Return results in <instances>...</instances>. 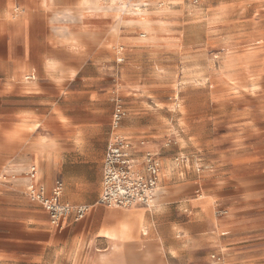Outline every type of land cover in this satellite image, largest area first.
<instances>
[{
	"label": "rangeland",
	"instance_id": "1",
	"mask_svg": "<svg viewBox=\"0 0 264 264\" xmlns=\"http://www.w3.org/2000/svg\"><path fill=\"white\" fill-rule=\"evenodd\" d=\"M64 13L72 16L35 17L32 65L0 85V151L17 146L4 166L19 181L36 169L27 146L47 136L49 108L79 117L91 104L81 89L106 95L96 104L112 113L120 107V134L161 160L153 205L114 208L140 211L144 230L125 238L120 226L112 240L82 242L65 264H243L264 254V0H82ZM59 26L67 50L44 42ZM73 52L93 64L82 81L58 87V69L46 63L74 68ZM77 171L93 184V163ZM115 223L110 216L100 227ZM18 264L44 262L22 255Z\"/></svg>",
	"mask_w": 264,
	"mask_h": 264
},
{
	"label": "crops",
	"instance_id": "2",
	"mask_svg": "<svg viewBox=\"0 0 264 264\" xmlns=\"http://www.w3.org/2000/svg\"><path fill=\"white\" fill-rule=\"evenodd\" d=\"M81 2L82 0H0V85L14 79L11 76L14 68L20 66L26 70L32 65L28 51L33 41L35 17L41 16L48 21L47 18L56 12L64 17H71L64 11L75 9ZM73 31L80 32L81 29ZM64 33L65 27H48L44 42L50 48L67 50L65 38L61 37ZM72 45L81 47L78 42ZM72 54L74 68L68 67L65 61L58 62L67 67H60L55 60L46 63L49 71L58 69V79H61L55 82L58 87H61V83L75 79L82 81L83 77L79 75L84 66L93 64L90 55L83 57L81 52ZM6 90L11 92V89ZM80 96L89 99L91 104L81 107V114L74 119L60 109L55 111L49 108L47 116L42 120V128L47 131V136L32 144L30 142L27 146V151L32 152L33 160L35 157L37 159V168H34L32 175L26 172L24 180H15V170L8 165L4 166L8 160L15 158L16 144L0 151V264H18L19 256L22 255L39 263L65 264L66 261L80 257L82 251L79 246L82 242H93V238L112 240L114 230L120 226L130 230V218H120L123 212L114 209L118 207H106L96 202L100 192L102 157L106 143L113 133L112 110L96 103L97 99L100 101L107 96L93 95L92 90L83 89L80 90ZM60 115L65 119H61ZM123 133L132 137L131 133ZM133 144L137 151H142L141 143ZM142 144L145 145L144 142ZM92 163L93 184H88L85 174H79L77 169H84ZM54 180L62 183L64 201L90 205L85 217L77 221L68 217L61 225L55 226L48 223V214L44 209L34 211V208L27 205L22 188L29 190L31 183L41 182L50 186ZM261 198L263 196L258 199ZM110 216L118 217L119 223L101 229L100 221L109 219ZM138 224H142L141 218L138 219ZM125 231L126 228H123L122 233ZM127 234L124 235L125 238L129 236ZM243 264H264V254L257 251Z\"/></svg>",
	"mask_w": 264,
	"mask_h": 264
},
{
	"label": "built area",
	"instance_id": "3",
	"mask_svg": "<svg viewBox=\"0 0 264 264\" xmlns=\"http://www.w3.org/2000/svg\"><path fill=\"white\" fill-rule=\"evenodd\" d=\"M27 79L33 80L31 73ZM123 112L116 107L112 113L113 133L109 137L101 163L100 192L97 203L106 207L129 208L133 205L148 206L155 188L158 185L160 165L155 154L149 151H137L130 139L114 136V130ZM184 162L183 157L176 158L177 165ZM34 167H30L28 175H32ZM27 196L37 203L48 214L49 222L58 225L62 219L71 217L77 221L87 215L90 205L84 202L69 203L64 201L63 187L55 180L50 187L42 182L31 183Z\"/></svg>",
	"mask_w": 264,
	"mask_h": 264
},
{
	"label": "bare ground",
	"instance_id": "4",
	"mask_svg": "<svg viewBox=\"0 0 264 264\" xmlns=\"http://www.w3.org/2000/svg\"><path fill=\"white\" fill-rule=\"evenodd\" d=\"M114 136H119V137H125V138H128V139H130L128 136H126V135H122V134H120V132H119V129H116V130H114ZM141 144L143 143L142 141L140 142ZM158 163H159V165H160V169H159V175H158V180H159V177H160V171H161V160H158ZM37 177V176H36ZM158 184H159V182H158ZM29 188H30V186H29ZM28 188V189H29ZM158 188V185H157V187L155 188V190H154V193H153V196H152V198H151V200H150V202H149V204H148V206H151V205H153V198H154V195H155V191H156V189ZM143 206H145V205H143ZM147 206V207H148ZM132 207H136V206H132ZM146 207V206H145ZM130 208V207H129ZM137 209H139V208H137ZM139 213H141L140 211H137V210H134L132 213H128V214H121V216H120V218H123V217H129L130 218V230H129V237H132L135 233H137V230L138 229H140V227L142 226V224H138V216H139ZM123 216V217H122ZM62 219L58 222V225L60 224V223H62ZM143 228V227H142ZM141 228V229H142ZM140 229V230H141ZM142 230H144V228L142 229ZM141 232V231H140ZM145 232V231H144Z\"/></svg>",
	"mask_w": 264,
	"mask_h": 264
}]
</instances>
